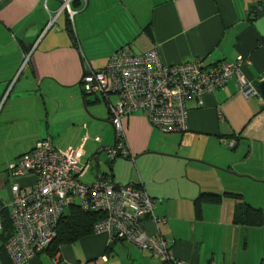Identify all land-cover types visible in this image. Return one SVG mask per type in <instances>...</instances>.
Segmentation results:
<instances>
[{"label":"crops","instance_id":"obj_1","mask_svg":"<svg viewBox=\"0 0 264 264\" xmlns=\"http://www.w3.org/2000/svg\"><path fill=\"white\" fill-rule=\"evenodd\" d=\"M60 6L61 0H0V223L11 185L33 183L31 175L11 177L8 165L50 139L57 149L80 150L81 164L91 162L82 183L103 177L134 184L155 200L154 216L164 221L145 217L144 230L168 241L172 264H264V98L257 90L264 79V0H72V36L65 12L57 15ZM126 46L135 53L156 49L170 66L244 57L242 73L258 96L245 97L232 78L203 95L201 105L187 102L181 133L162 134L142 113L130 114L122 120L130 156L109 162L100 149L114 144L108 103L117 97L86 96L80 81ZM201 194L220 201L196 214ZM238 206L250 210L237 222ZM74 244L81 257L66 245L53 264H112L117 244L126 260L162 264L106 233Z\"/></svg>","mask_w":264,"mask_h":264},{"label":"built area","instance_id":"obj_2","mask_svg":"<svg viewBox=\"0 0 264 264\" xmlns=\"http://www.w3.org/2000/svg\"><path fill=\"white\" fill-rule=\"evenodd\" d=\"M71 1L61 0L57 15L65 12L72 25L76 12ZM54 21L48 22L46 30ZM247 64L246 59L239 57L234 63L215 66L204 67L200 61L170 66L161 61L156 49L135 53L128 46L120 48L104 68L85 72L80 84L86 96L117 97L116 104L109 105L115 143L100 152L109 162L130 156L122 126L123 118L130 114L142 113L161 133H178L187 129V102L195 98L201 105L203 95L222 89L233 77L245 97L255 96L256 90L242 73ZM80 155V150H60L50 139H42L31 152L8 165L7 173L13 178L33 177L29 185H11L12 198L7 209L12 233L4 243L10 264H28L43 252L55 239L66 208L73 204L102 215L93 225L94 234L106 233L111 240L148 251L159 263H174L168 241L144 230L145 217L155 224L164 221L154 216L155 200L134 184L115 185L103 177L92 184L82 183L79 177L92 164H81Z\"/></svg>","mask_w":264,"mask_h":264},{"label":"trees","instance_id":"obj_3","mask_svg":"<svg viewBox=\"0 0 264 264\" xmlns=\"http://www.w3.org/2000/svg\"><path fill=\"white\" fill-rule=\"evenodd\" d=\"M68 20V19H67ZM68 33L72 36V25L68 22ZM220 201L219 197L212 195H199L194 201L196 214L200 213L201 206L207 203H217ZM7 209V208H6ZM249 208L245 206H238L235 211V220L240 221V217L249 212ZM260 216L259 211H255ZM2 214V231L0 232V264H10L9 258L4 249V243L7 237L12 233V226L9 220L8 209L3 210ZM102 219V215L96 212L83 211L77 205L73 204L66 208L64 214L60 218L57 225V234L51 244L36 257L45 253L49 258L53 259L59 253L60 248L66 245H72L82 238L93 235V225ZM239 219V220H238ZM114 242H121L112 240ZM148 252V251H147ZM56 264H60L57 262Z\"/></svg>","mask_w":264,"mask_h":264},{"label":"rangeland","instance_id":"obj_4","mask_svg":"<svg viewBox=\"0 0 264 264\" xmlns=\"http://www.w3.org/2000/svg\"><path fill=\"white\" fill-rule=\"evenodd\" d=\"M3 103H4V99H3V102L0 104V107L3 105ZM120 247H121L120 244L116 245V253L115 254L118 255L119 257L123 258L124 260L123 259H119L118 256H114L113 260H112V264H114V263H116V264H138L139 259H138L137 262L126 260L125 259L126 253H124V255L122 256V252L123 251H121ZM71 248H72L73 252L75 253L76 257H81L82 256V252L80 250L81 247H80L79 244L71 245ZM133 255H135V252H134ZM38 259H39V264H53L52 259L49 258L45 253H42L41 255H39ZM84 260H85L84 258H80V261H81L82 264H84ZM64 263H66V262H64ZM152 263L155 264L154 261H152ZM142 264H145V262L143 261Z\"/></svg>","mask_w":264,"mask_h":264},{"label":"bare ground","instance_id":"obj_5","mask_svg":"<svg viewBox=\"0 0 264 264\" xmlns=\"http://www.w3.org/2000/svg\"><path fill=\"white\" fill-rule=\"evenodd\" d=\"M242 58H244V57H242ZM244 59H246V58H244ZM247 60V59H246ZM248 61V60H247ZM234 63V62H233ZM248 64H249V62H248ZM247 64V65H248ZM82 78H83V76H82ZM82 78H81V81H82ZM233 78H235V77H233ZM232 79V78H231ZM236 79V78H235ZM237 80V79H236ZM81 81H80V83H81ZM254 88V87H253ZM255 89V88H254ZM220 90V89H219ZM256 90V89H255ZM258 90V89H257ZM257 90H256V95L255 96H258V92H257ZM215 92V91H214ZM260 94V93H259ZM95 96H97V95H95ZM103 98V97H102ZM103 99H105V98H103ZM111 103H108V110H109V105H110ZM116 104V103H115ZM112 105H114V104H112ZM109 113H110V111H109ZM110 117H111V114H110ZM188 118V117H187ZM110 123H111V118H110ZM111 125H112V123H111ZM123 126V125H122ZM112 128H113V126H112ZM154 128V127H153ZM187 130V129H186ZM113 131H114V129H113ZM159 131V130H158ZM160 132V131H159ZM185 132V131H184ZM161 133V132H160ZM178 133H181V132H178ZM162 134H164V133H162ZM170 134H172V133H170ZM233 142V141H232ZM114 143H115V140H114ZM231 143V142H230ZM230 143H228V147H232V146H229L230 145ZM71 149V148H70ZM74 150V149H73ZM76 150V149H75ZM106 156V155H105ZM96 159H97V156H96Z\"/></svg>","mask_w":264,"mask_h":264},{"label":"water","instance_id":"obj_6","mask_svg":"<svg viewBox=\"0 0 264 264\" xmlns=\"http://www.w3.org/2000/svg\"><path fill=\"white\" fill-rule=\"evenodd\" d=\"M257 89H258L259 93L261 94V96L264 98V79L258 83ZM200 163H202V162H200Z\"/></svg>","mask_w":264,"mask_h":264}]
</instances>
